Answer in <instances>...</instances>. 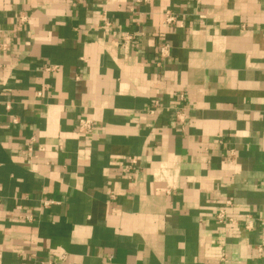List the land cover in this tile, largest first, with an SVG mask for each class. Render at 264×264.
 <instances>
[{
	"label": "crops",
	"instance_id": "1",
	"mask_svg": "<svg viewBox=\"0 0 264 264\" xmlns=\"http://www.w3.org/2000/svg\"><path fill=\"white\" fill-rule=\"evenodd\" d=\"M0 45V264H264V0H0Z\"/></svg>",
	"mask_w": 264,
	"mask_h": 264
},
{
	"label": "built area",
	"instance_id": "2",
	"mask_svg": "<svg viewBox=\"0 0 264 264\" xmlns=\"http://www.w3.org/2000/svg\"><path fill=\"white\" fill-rule=\"evenodd\" d=\"M107 4L121 7V4L123 3L124 0H105ZM26 17H22L21 21H25ZM166 22L169 24H174L176 22V16L171 12L167 11L166 12ZM134 39L132 35H126L124 37V40L126 41H131ZM6 45H0V54L6 50ZM171 51V46L167 42H163L159 48V56L161 58V62L169 56ZM48 71H56L58 70V65L50 66L47 68ZM40 94V93H38ZM179 100L182 102L185 100V95L181 93L179 95ZM6 108L9 110L11 108L10 104L6 105ZM187 119V108L185 106H179L176 109L175 112V120L178 124L183 126L186 123ZM95 129V122L92 119L89 118H84L79 121L78 125V131L82 135H91L94 132ZM32 148H29V151H31ZM53 204V201H45L44 205L49 206ZM232 201L228 200L225 202V204L217 211L215 218L218 224L224 225L226 227L229 226H236V225H242L245 230L251 231L252 228L254 227V220L250 217L249 220L245 222L239 221L237 218H234L229 214V207H231ZM257 251L259 253L264 252V232H263V242L258 246Z\"/></svg>",
	"mask_w": 264,
	"mask_h": 264
}]
</instances>
